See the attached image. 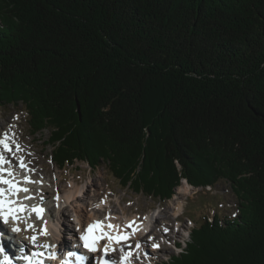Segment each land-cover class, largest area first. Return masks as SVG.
I'll list each match as a JSON object with an SVG mask.
<instances>
[{
    "label": "trees",
    "instance_id": "trees-1",
    "mask_svg": "<svg viewBox=\"0 0 264 264\" xmlns=\"http://www.w3.org/2000/svg\"><path fill=\"white\" fill-rule=\"evenodd\" d=\"M0 106L136 195L229 183L167 264H264V0H0Z\"/></svg>",
    "mask_w": 264,
    "mask_h": 264
},
{
    "label": "rangeland",
    "instance_id": "rangeland-1",
    "mask_svg": "<svg viewBox=\"0 0 264 264\" xmlns=\"http://www.w3.org/2000/svg\"><path fill=\"white\" fill-rule=\"evenodd\" d=\"M1 129H3V133H6L7 130H11L9 135L16 140L14 144H16L17 141L22 144L24 148L22 150L27 155L26 158L28 157L29 163L33 165V169L35 170L33 175L37 179L40 178L38 181L44 180L42 183H39V186L48 185V182L51 183L56 180L60 182L61 190L67 189L68 191L70 182H77L79 187H84L87 199L91 200L96 192L98 196H96L95 202L103 204L105 200H107L110 203V209L120 220L126 217H138L139 220L141 219L144 221L146 216L155 214V216L163 222L167 220L166 217L173 215L174 204L172 202L174 199L176 197L181 198L180 192L186 195L185 191L189 190L191 194H189V192V195L181 198L182 201H184V210L182 211V219L179 218L178 220L182 222L183 230H181L179 226H175L172 233L173 237L176 235L175 239H173V237L170 238V236L167 238L161 236L152 240L157 241L158 239L160 243H162L161 240H164L163 246L165 247L162 248L163 251L160 250L155 252V250H153L156 255L154 260L165 262L169 257L178 254L179 251L173 249L172 240L184 243V245H182L183 249L186 243L190 241L189 234L191 230L197 226H201L206 220H210L211 222L216 214L220 219L225 217L232 219L233 215L238 213V202L232 193L229 183H221L219 187H215V190H218V194H215L204 192L200 189L201 187H194L184 179L181 181V185L176 189L172 200L169 202H158L144 195H136L130 190L122 189L119 183L109 174L105 166L95 171L92 170L89 165L79 163L61 170L51 161L52 148L46 147L44 143L49 139L50 134L45 131L44 134H39L37 136L32 135L28 124V114L25 112L23 106L16 108L12 106H0V130ZM14 152L16 153L15 150ZM14 152L11 154L12 156L15 155ZM18 153H21V150ZM176 167L178 171H180V165L177 164ZM50 189L53 193L52 186H50ZM198 189L200 190L198 191ZM103 199L104 202H102ZM108 205L109 204H104L105 207ZM65 206L68 211L66 214L67 222H69L71 231H73L76 225V220L72 211L74 203L71 205L66 204ZM100 211L99 215L103 216L104 212ZM167 213H170V215H166ZM182 232L185 237L182 235ZM156 233H159V229L156 230Z\"/></svg>",
    "mask_w": 264,
    "mask_h": 264
},
{
    "label": "bare ground",
    "instance_id": "bare-ground-1",
    "mask_svg": "<svg viewBox=\"0 0 264 264\" xmlns=\"http://www.w3.org/2000/svg\"><path fill=\"white\" fill-rule=\"evenodd\" d=\"M3 129L0 130V139L4 138V133L2 132ZM11 132V130H7V141L13 145L14 149V142H16V140L14 138L11 137V135H9V133ZM16 144H19L21 148H23L20 144V142L17 141ZM3 147L0 146V150H2ZM1 152V151H0ZM15 153V152H14ZM4 155H7L8 159L11 160V158L8 156L7 151L4 153ZM18 156L24 157L25 158V162L29 163V160L26 158L25 155L18 153ZM11 167H12V163H11ZM57 175V174H56ZM31 176H33L31 174ZM35 177V176H34ZM40 179V178H38ZM37 178H35V180H38ZM58 179V178H57ZM44 181V180H42ZM44 183V182H43ZM49 184L44 185L42 187H36V190L39 192L41 191L44 199H45V204L48 207V212L51 215V217H53V206L57 205V207L59 208L60 212L59 215H56V217H54V220L57 222V225L60 224V222H62V230H58V228L56 226H54V224L47 220V221H36L33 222L31 219L27 218V222L24 225H14L11 223H8L7 225L1 226V229L4 231H11L12 228L14 227H19L21 229L20 232H16L17 237H19L18 240V244L19 242H27L29 243V247H31V245L33 244L31 242L30 239H28L29 237L33 236V235H38V239H41L46 245H49L51 242L53 244L55 243H59V247H64V248H69L68 246V241L69 238L64 239L63 241H61V232H64L66 235L71 233H76V231L79 229L80 226H83L84 224H88L91 221L95 220L96 218L102 217L101 215H99V211L101 208H105L104 204H109V202L107 200H105V203H99V202H95V198L97 195V193L95 192L92 199L89 200L86 198L85 196V190L84 187L81 188L78 186L77 182H70V187L69 190H63L61 192V195L59 196V199L56 198V192L54 191L55 187H60L59 182L54 184L51 182H48ZM50 186H52L53 188V193L50 189ZM207 189H209V187H207ZM184 191V190H183ZM190 191L186 190L185 194L183 195L181 192L179 193L181 198L185 197L189 194H191ZM189 193V194H188ZM179 197H176L174 199V201L172 202L174 204V208H173V215L166 217L167 220H164L163 222H161L159 220V218H157L155 216V214L153 215H148L146 216L145 220L141 221L139 220L138 217H126L121 221L120 223V228L119 231H127V234L129 236V239L131 237H134V239L132 241H139V234L141 230H144L148 225L152 224L154 225V229L152 230V237H151V241L153 239L159 238V237H163V238H167L168 236H170V238H172V233H173V228H175V226H179V220H176V217L178 214H180L183 210H184V201H182V199ZM41 199H39L40 201ZM101 200V199H99ZM74 203V208H73V213H74V217H75V228L73 231H71V225L69 224V222H67V218H66V214H67V208H65L66 204H73ZM98 201V200H97ZM171 210V209H170ZM101 212V211H100ZM107 214V213H106ZM166 215H170V213H167ZM113 217L118 218L117 215L115 213H113ZM174 218V219H172ZM170 219V220H168ZM130 223L133 224V227L128 228L126 227L127 225H129ZM175 224V225H174ZM29 225H32L33 227L30 228L29 230L27 229L29 227ZM47 229L48 235H43L42 234V230L43 229ZM159 229V233H156V230ZM165 229H168L167 231H165ZM130 233V234H129ZM176 236V235H175ZM175 236L173 237V239H175ZM129 239L125 242V245L123 246L124 248H126L128 245H131V243L129 242ZM61 241V242H60ZM136 242L134 243L133 247H135ZM154 242H157L156 240H154L152 242V245ZM158 243V242H157ZM159 244V243H158ZM143 247H146L145 244H142ZM7 250L8 253L13 254L14 257L16 258V261H19V257H20V253L13 247H11L10 245H7ZM153 250H157V248L153 249ZM152 250V251H153ZM161 251H163L161 249ZM98 259V256L96 257V260ZM154 261H158V260H154ZM160 262V261H159Z\"/></svg>",
    "mask_w": 264,
    "mask_h": 264
},
{
    "label": "snow or ice",
    "instance_id": "snow-or-ice-1",
    "mask_svg": "<svg viewBox=\"0 0 264 264\" xmlns=\"http://www.w3.org/2000/svg\"><path fill=\"white\" fill-rule=\"evenodd\" d=\"M3 135H4V138L0 139V146H2L5 151H7L9 154H13L14 150L16 152H19L21 150V147L19 144H16L15 149H14L13 145L7 141V133H4ZM12 158L15 159L16 157L13 155ZM17 167L23 171H28V172L35 171L34 169L28 168L24 157L19 158L17 162ZM6 176L9 178H5ZM14 177H15V172L11 168V160L7 159L4 156L3 152H0V185L7 186V188L0 187V217L3 218V222L5 225L8 224L10 217L15 216L16 213L18 212L25 211L26 208H31L33 211L37 213L38 217L40 216V214H42L45 211L43 207H39V208H36L35 206L17 207V205L21 203V198L19 194L21 192L28 193L32 191L28 187H23L22 185L38 183V182L42 183V180L35 181L31 178V176H25L22 180H15ZM13 197H15V199H13ZM34 198L35 196L23 197V199L25 200L34 199ZM56 198L59 199L58 196ZM108 218L109 220L111 219V214H109ZM32 227H33L32 225H29V228H32ZM105 227L115 228L116 226L111 223H109L108 225H104L101 221H97L95 224L88 225L87 232L78 237L81 241H83V248L86 249L88 252L95 253L99 251L98 244H97L98 240L106 238L109 243L106 244L105 247L103 248V255L104 257H108V253L110 250L116 251L114 247H111L113 242L119 244L122 241H127L129 239V236L126 234L120 235L119 233H117L115 236H113L111 233L104 232L103 229ZM126 227L131 228L133 227V224L130 223ZM167 230L168 229H165V231ZM11 231L20 232L21 229L19 227H14L11 229ZM97 232H99L100 234L97 235ZM42 234L45 236L48 235L46 228L42 230ZM28 239H30L31 242L35 245L37 244L38 235H33L29 237ZM38 246L48 247L49 245H38ZM140 246L141 245L139 243L135 245L136 248H139ZM153 246L156 248H159L158 244L153 245ZM75 247L78 248L79 246H75ZM132 247L133 245H128L127 249H125L122 246L120 249L122 255L119 260L115 258H104L98 261L97 264H130V260L134 256V253L131 251ZM3 251L4 249L0 247V252H3ZM66 256L70 259L68 258L64 259L63 264H73V260L79 261V264H88L89 257L82 253L69 251L66 253ZM49 258L57 259L58 257L55 254H53ZM21 259L27 261V264H43L42 261H39V260L34 261L31 256H27V255L22 256ZM3 264H12V260H10L7 256H5L3 259Z\"/></svg>",
    "mask_w": 264,
    "mask_h": 264
},
{
    "label": "built area",
    "instance_id": "built-area-1",
    "mask_svg": "<svg viewBox=\"0 0 264 264\" xmlns=\"http://www.w3.org/2000/svg\"><path fill=\"white\" fill-rule=\"evenodd\" d=\"M211 189H212V188H211V187H209V189H207V190H208V191H211Z\"/></svg>",
    "mask_w": 264,
    "mask_h": 264
}]
</instances>
